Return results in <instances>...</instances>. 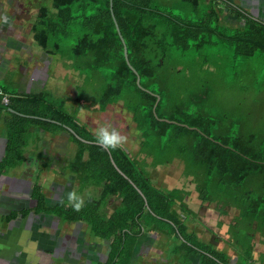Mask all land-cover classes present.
Masks as SVG:
<instances>
[{
	"label": "trees",
	"instance_id": "1",
	"mask_svg": "<svg viewBox=\"0 0 264 264\" xmlns=\"http://www.w3.org/2000/svg\"><path fill=\"white\" fill-rule=\"evenodd\" d=\"M51 1V8L38 9L37 20L31 25L33 41L46 53L59 54L70 61L72 68L101 82L100 97L90 107L97 105L103 111L109 104L122 102L138 132V150L134 154L124 146L112 152L102 150L95 143L91 129L66 110L64 99H58V104L48 103L42 91L12 93L1 84L0 104L8 94L6 105L14 112L0 108L12 116L0 166L6 168L26 159L23 148L29 131L35 126L67 133L78 144L77 165L72 169L80 175L81 183L87 182L84 186L96 188L100 194L85 199V206L79 212L65 201L63 204L59 201V209L65 207L60 216L64 221H85L92 235L109 242L106 264H115L117 257H123V264H128L138 237L148 227L164 230L161 226H167L187 244L184 234L187 207L182 198L173 194L181 191L179 188L161 190L147 172V165L155 167L161 162L171 163L173 159L184 163V176L194 184L202 203H214L222 211L228 207L239 210L232 222L235 229L249 230L254 224L256 229H264V148H248L239 137L218 138L197 127L162 121L152 112L156 101L152 93L156 92L143 82L154 78L150 58L152 38L161 29V36L171 34L177 43L186 30L195 31L196 22L180 20L178 14L166 8L167 0H112V12L127 47L129 63L140 76L141 86L150 93L138 87L136 73L125 61L109 0ZM223 38L234 41L236 51L244 55L264 51V23L249 19L239 33ZM156 39L161 45L163 38ZM76 101L83 102L77 95ZM66 127L92 142L78 139ZM156 156L167 157L155 163ZM147 158H151L149 164ZM89 178L94 181L90 182ZM113 195L119 198V203L110 210ZM175 202H179L178 209L174 208ZM40 206L42 199L37 200V211Z\"/></svg>",
	"mask_w": 264,
	"mask_h": 264
},
{
	"label": "crops",
	"instance_id": "2",
	"mask_svg": "<svg viewBox=\"0 0 264 264\" xmlns=\"http://www.w3.org/2000/svg\"><path fill=\"white\" fill-rule=\"evenodd\" d=\"M31 1L35 7L29 9L28 3L22 2L20 10L19 4L13 7L0 1V81H12L16 93H33L25 90L35 87L41 80L51 84L53 76L59 73L64 74L63 79L68 75L65 80L54 85L62 91L61 98L65 100L66 108L71 102L67 96L72 97L76 106L79 102L67 81L74 80L71 70L73 72L75 69L70 66V61L62 62L59 54L46 53L32 39L30 20L37 19L39 7L51 8L52 1ZM186 1L193 7L202 4L208 11L203 16L194 12L195 15L184 19H225L240 28L247 23L244 19H256L264 23V0ZM32 43L37 45L36 50L31 48ZM26 61L28 64L23 65ZM51 67L53 72L50 78ZM80 109L79 119L84 114V119L80 121L95 126L88 118L90 109ZM11 118L10 114L0 111V124L4 127L0 133V163L5 154L7 126ZM127 131L129 135H135L133 129ZM29 132L35 133V140L31 144L27 142L23 148L26 159L9 164L6 168L0 166V264H106L109 242L92 235L85 221L69 222L60 216L65 207L60 210L58 202L63 200L67 203L68 192L75 190L84 199L100 194L96 188L80 185V175L72 169L77 165V145H73V155L68 165L61 167L55 162L58 158L55 153L59 151L56 148L59 141L55 135L61 132L36 126ZM65 134L62 131L61 135ZM146 162L149 164L151 158H147ZM7 169H13L15 173L12 170V175H9ZM185 178L179 186L171 187L182 185L184 188L178 199L182 198L187 207L184 217L187 244L170 229L148 227L138 237L128 264H264V229H256L254 224L245 230L247 244L238 241L239 246H234L233 242H229V237L235 229L232 222L239 210L228 207L222 211L214 203H202L194 190V184ZM188 184H193L194 193L188 189ZM41 199L42 206L37 211V200ZM110 200L109 209L112 210L118 205L119 198L113 195ZM175 205H179V202ZM227 215L231 216L228 221L220 218ZM201 238L206 243L197 241ZM221 251L227 253L225 259ZM124 261L123 257H117L114 263L123 264Z\"/></svg>",
	"mask_w": 264,
	"mask_h": 264
},
{
	"label": "rangeland",
	"instance_id": "3",
	"mask_svg": "<svg viewBox=\"0 0 264 264\" xmlns=\"http://www.w3.org/2000/svg\"><path fill=\"white\" fill-rule=\"evenodd\" d=\"M0 1L13 7L19 4V10L22 2L25 4L27 2L29 9L36 6L31 0ZM167 1L168 6L166 8L174 14H178L180 20L189 23L196 22L198 26L193 33L186 30L183 38L181 37L177 43L171 34L161 36V29H158L155 38H152L154 44L152 45L150 58L154 78L147 81L143 79V82L156 94L160 95L159 105L156 108L157 115L160 118L195 126L218 138L223 136L239 137L243 139L248 148L255 149L258 146L264 148V51L255 50L250 55L237 52L236 43L223 37H231L239 33L242 28L228 23L225 19H219L218 21L215 19H184L195 15L194 12H197L199 16H203L208 11V8L204 5L198 4L197 7H193L186 0ZM36 20L31 19L30 24ZM244 20L248 21L249 19ZM156 38H163L160 42L161 45ZM31 45L32 49H37L35 43ZM29 56L31 57V54ZM27 61L23 65H27ZM61 61L67 62L62 57ZM52 68L49 73L50 78L52 77ZM71 73L74 80L67 81L70 82L74 94L80 97L84 103L75 106L72 97L67 96L71 102L68 105L66 104L68 106L66 110L78 117L80 108L90 109L91 114L88 118L93 121L95 126H91L88 122H85V126L87 125L92 133L102 123L113 124L126 136L127 140L124 146L131 149L132 153H136L135 150L138 149L140 138L131 120V113L122 107V102L109 104L103 111L96 109L97 105L90 107L89 104L97 101L100 97L101 82L94 79L93 76H88L86 72L81 73L79 70L72 72L71 70ZM63 75L59 73L58 76H53L51 84H46L41 80L35 87L25 91L33 93L42 91L45 93L48 103L58 104V99L60 100L62 97V91H59L54 84L68 77L66 75L67 77L63 79ZM0 83L5 85L10 92L17 91L12 81L7 83L0 81ZM93 109H95V112ZM83 119L84 114H82L79 121ZM2 128L4 129L0 124V133ZM55 129L57 132L59 131L57 128L50 130L55 132ZM129 129L136 131L134 136L129 135L127 131ZM127 132L128 134H126ZM61 134L55 135V139L59 141V145L56 147L59 151L55 153L58 154V158L55 159V162L62 167L65 164L68 165V161L72 159L73 145L78 144L72 140L69 142L67 133L64 136ZM34 135L35 133L31 132L27 135L29 144L35 140ZM131 143L132 146L130 147ZM166 157L156 156L153 160L157 163L163 161ZM140 161L143 165V160ZM161 163L156 164L155 167L147 165V172H149L151 180L158 188L165 192L170 191L171 188L179 186L181 181H185L186 176H184V163L182 161L173 159L171 163ZM12 170L7 169L6 172L12 175ZM13 173H15L14 170ZM89 180L90 182L94 181L91 178ZM80 185H83V183ZM187 186L194 193L193 184ZM177 188L180 191L184 189L182 185ZM173 194L180 197L179 191ZM177 206L179 205H175L174 208H177ZM229 215L220 218L228 221L231 218ZM161 227L168 230L167 226L163 225ZM246 229V227L233 229L230 232L229 242H233L234 246L238 245V241L246 245L248 242L244 234ZM204 240L201 238L197 241L206 243ZM221 254L223 255L222 258L225 259L227 253L221 251Z\"/></svg>",
	"mask_w": 264,
	"mask_h": 264
},
{
	"label": "clouds",
	"instance_id": "4",
	"mask_svg": "<svg viewBox=\"0 0 264 264\" xmlns=\"http://www.w3.org/2000/svg\"><path fill=\"white\" fill-rule=\"evenodd\" d=\"M95 143L101 147L102 150L112 152L123 147L126 143V136H124L117 126L104 123L96 128L94 132ZM89 198H91L89 196ZM63 204L64 201L61 200ZM67 204L72 207L74 211H81L85 206V199L79 195L75 190L67 193Z\"/></svg>",
	"mask_w": 264,
	"mask_h": 264
},
{
	"label": "water",
	"instance_id": "5",
	"mask_svg": "<svg viewBox=\"0 0 264 264\" xmlns=\"http://www.w3.org/2000/svg\"><path fill=\"white\" fill-rule=\"evenodd\" d=\"M109 6H110V12H111V16H112V19H113V21H114V24H115L116 31H117V33H118V35H119V38H120V40H121V42H122V44H123V55H124L125 61H126V63L128 64V66L130 67V69H132V70L136 73V84L138 85V87L141 88V89H143V90H145V91H147V92H150L149 90H147V89H145L144 87L141 86V84H140V76L137 74V72L135 71V69H134V68L130 65V63H129L128 56H127V47H126V45H125L124 39H123V37H122V35H121L120 31H119L118 24H117V22H116V20H115V17H114L113 12H112V0H109ZM150 93H152V92H150ZM152 94L155 95V97H156V101L154 102L153 107H152V112H153L154 116H155L157 119L162 120V121H167V122L177 123V124H180V125L185 126V127L195 128V129H196V127H191V126H188L187 124H181V123L176 122V121H172V120H168V119H164V118H160V117H158L157 114H156V105H157V103H158V101H159V99H160V96H159L158 94H155V93H152ZM0 108H4V109H7L8 111L14 112L11 108H9V107H8L6 104H4V103H3V104H2V103L0 104ZM66 129H67L69 132L74 133L73 130H72L71 128L66 127ZM74 134H75V133H74ZM75 135H76V134H75ZM76 137H77L78 139L82 140V141H85V142H92V141L85 140V139L79 137L78 135H76ZM111 162H112L113 165L116 167V165H115L114 161L112 160V158H111ZM116 168H117V167H116ZM117 170L122 174V172H121L118 168H117ZM145 203H146V202H145Z\"/></svg>",
	"mask_w": 264,
	"mask_h": 264
},
{
	"label": "built area",
	"instance_id": "6",
	"mask_svg": "<svg viewBox=\"0 0 264 264\" xmlns=\"http://www.w3.org/2000/svg\"><path fill=\"white\" fill-rule=\"evenodd\" d=\"M3 101H4V103H7L8 100H7L6 97H4V98H3Z\"/></svg>",
	"mask_w": 264,
	"mask_h": 264
}]
</instances>
